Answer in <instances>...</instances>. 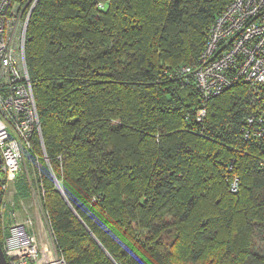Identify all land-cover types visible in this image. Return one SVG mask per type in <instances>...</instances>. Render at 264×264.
I'll list each match as a JSON object with an SVG mask.
<instances>
[{
    "label": "trees",
    "instance_id": "obj_1",
    "mask_svg": "<svg viewBox=\"0 0 264 264\" xmlns=\"http://www.w3.org/2000/svg\"><path fill=\"white\" fill-rule=\"evenodd\" d=\"M229 2L38 1L25 58L42 134L29 154L66 264H264V140L242 136L247 86L199 122V91L174 76L198 66Z\"/></svg>",
    "mask_w": 264,
    "mask_h": 264
},
{
    "label": "built area",
    "instance_id": "obj_2",
    "mask_svg": "<svg viewBox=\"0 0 264 264\" xmlns=\"http://www.w3.org/2000/svg\"><path fill=\"white\" fill-rule=\"evenodd\" d=\"M0 0V191L15 183L24 161L32 151L35 133L41 137V123L25 59L28 27L19 17L33 13L39 0ZM183 86H195L205 105L235 85H245L250 113L242 128L246 141L264 140V0H230L208 31L197 67H184L174 74ZM41 141V139H40ZM43 148V143L41 141ZM264 168V162L261 163ZM238 192L239 183L231 185ZM36 227L45 239L33 235L32 221L15 223L2 243L8 264H66L57 249L50 220L38 216ZM37 228V229H38ZM38 233L40 230L38 229ZM41 246H40V244Z\"/></svg>",
    "mask_w": 264,
    "mask_h": 264
},
{
    "label": "rangeland",
    "instance_id": "obj_3",
    "mask_svg": "<svg viewBox=\"0 0 264 264\" xmlns=\"http://www.w3.org/2000/svg\"><path fill=\"white\" fill-rule=\"evenodd\" d=\"M185 64L193 65L194 63L186 62ZM38 135V133H35L33 139H35ZM33 149L34 142L32 140V151L24 152V161L20 165V173L18 174L15 183L11 185L8 191H0V235L2 237L0 242L2 243L6 239L9 229L13 224L26 223L29 220L32 221V225L29 227V230L36 236L37 240L39 241V238H46L43 230L36 227L35 224V221H39V214L43 217V219L47 220H49V216L46 213L45 206L43 205L46 191L43 185L40 165L34 158L31 159L30 156H33L29 154L34 152ZM200 151L204 152L205 148L202 147ZM37 228L40 230V233H38ZM256 243L258 251L264 252V236H258ZM213 256L214 250L209 255L210 261L214 259Z\"/></svg>",
    "mask_w": 264,
    "mask_h": 264
},
{
    "label": "bare ground",
    "instance_id": "obj_4",
    "mask_svg": "<svg viewBox=\"0 0 264 264\" xmlns=\"http://www.w3.org/2000/svg\"><path fill=\"white\" fill-rule=\"evenodd\" d=\"M24 4L29 5V4H28V0H26ZM34 8H35V7H34ZM31 15H32V13L28 14V13H21V12H19L20 20H21L24 24H26L27 27L29 26ZM18 58H19V59H25V60H26V58H25V48H24V51H23V56H21V53H20L19 56H18ZM10 228H11V227H10Z\"/></svg>",
    "mask_w": 264,
    "mask_h": 264
},
{
    "label": "water",
    "instance_id": "obj_5",
    "mask_svg": "<svg viewBox=\"0 0 264 264\" xmlns=\"http://www.w3.org/2000/svg\"><path fill=\"white\" fill-rule=\"evenodd\" d=\"M0 164H1V155H0ZM49 168H50V166H49ZM0 264H8L6 257H5V254L3 252V249H2L1 242H0Z\"/></svg>",
    "mask_w": 264,
    "mask_h": 264
}]
</instances>
